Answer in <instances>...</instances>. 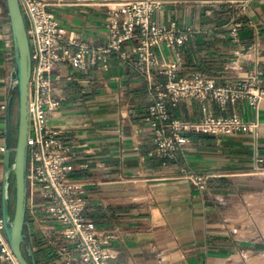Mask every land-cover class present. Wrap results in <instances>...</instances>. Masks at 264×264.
I'll return each mask as SVG.
<instances>
[{"label":"crops","instance_id":"1","mask_svg":"<svg viewBox=\"0 0 264 264\" xmlns=\"http://www.w3.org/2000/svg\"><path fill=\"white\" fill-rule=\"evenodd\" d=\"M48 1L68 36L77 34L81 42L100 47L108 39L110 8L123 0ZM232 1L238 0H165L154 15L157 24L191 33L176 48L159 45L162 62L180 61L182 75L200 71L221 83L245 74L257 61L264 69V0H251L246 9ZM237 21L243 24L235 38L231 30ZM136 43L126 48L128 59L114 51L107 61L90 53L85 68L61 63L56 69L66 78L61 106L49 114V123L61 129L60 138L69 146L72 175L87 183V217L118 234L112 241L114 264H264V231L253 215L244 216L251 209L249 196L264 192V100L255 108L241 98L227 110L207 101L216 115L258 120L257 132L249 127L233 133L187 132L188 143L173 157L153 155L155 130L147 116L155 86L168 76L164 66L155 67L152 78L142 71ZM235 61L242 69L232 67ZM15 78L12 19L8 1L0 0L2 213L8 152L12 163L19 134ZM204 104L197 98L171 104L170 120L200 121ZM192 173L212 175L198 184ZM15 186L12 173L11 196ZM52 205L40 193L28 200L29 257L36 264H80L76 243L64 234Z\"/></svg>","mask_w":264,"mask_h":264},{"label":"built area","instance_id":"2","mask_svg":"<svg viewBox=\"0 0 264 264\" xmlns=\"http://www.w3.org/2000/svg\"><path fill=\"white\" fill-rule=\"evenodd\" d=\"M250 1L231 3L246 9ZM20 3L27 22L33 62L29 94L28 200L33 201L40 193L53 202L51 211L65 225L64 234L76 243L80 264H114L116 249L112 241L118 234L100 229L87 217L84 198L87 183L72 175L69 146L60 138L61 129L49 123V114L61 106V91L66 79L56 72L58 66L68 62L75 68H85L90 53L107 61L108 55L116 51L128 59L130 55L126 48L137 40L134 47L142 71L152 78L155 67L164 66L162 72L168 76L165 82L155 86L147 116L155 130L152 154L161 158L173 157L182 149L190 139L187 132L233 133L244 127L257 132L258 120H245L237 113L216 115L210 111L207 101L213 99L227 110L230 103L244 98L258 108L264 100V69L257 61L245 74L221 83L200 71L182 75L180 61L162 62L156 48L161 44L176 48L186 43L191 33L190 28L157 24L154 15L163 8L165 0H123L111 7L108 39L100 47L81 42L77 34L68 36L65 27L52 15L48 0H20ZM242 24L237 21L231 30L235 38ZM232 67L242 69L243 66L235 61ZM187 98H197L205 103L204 119L170 120V105ZM211 175L192 173L189 176L194 182L203 184ZM0 264H21L11 246L1 211Z\"/></svg>","mask_w":264,"mask_h":264},{"label":"water","instance_id":"3","mask_svg":"<svg viewBox=\"0 0 264 264\" xmlns=\"http://www.w3.org/2000/svg\"><path fill=\"white\" fill-rule=\"evenodd\" d=\"M12 19L16 47V78L14 87L20 97V123L14 161L10 163L11 149L8 152L5 185L3 193V215L11 246L21 264H36L29 255L33 254L25 234L28 208V137L30 132V80L32 75V48L26 18L20 0H7ZM16 179V209L11 213L10 176ZM28 253H26V250Z\"/></svg>","mask_w":264,"mask_h":264},{"label":"rangeland","instance_id":"4","mask_svg":"<svg viewBox=\"0 0 264 264\" xmlns=\"http://www.w3.org/2000/svg\"><path fill=\"white\" fill-rule=\"evenodd\" d=\"M15 135H17L16 131ZM11 196V208L15 212L16 209V186L13 188ZM0 200L2 203V197L0 195ZM249 203H250V211L244 214L245 217L251 218L250 216L253 215L257 221L259 222L261 228L264 231V192L252 194L249 196Z\"/></svg>","mask_w":264,"mask_h":264},{"label":"trees","instance_id":"5","mask_svg":"<svg viewBox=\"0 0 264 264\" xmlns=\"http://www.w3.org/2000/svg\"><path fill=\"white\" fill-rule=\"evenodd\" d=\"M26 253H27V251H26Z\"/></svg>","mask_w":264,"mask_h":264}]
</instances>
